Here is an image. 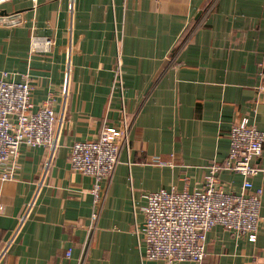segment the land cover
I'll return each instance as SVG.
<instances>
[{
    "label": "crops",
    "instance_id": "crops-1",
    "mask_svg": "<svg viewBox=\"0 0 264 264\" xmlns=\"http://www.w3.org/2000/svg\"><path fill=\"white\" fill-rule=\"evenodd\" d=\"M3 9L15 15L0 24V71L30 81L33 110L48 99L60 108L67 64L70 79L59 146L2 264H154L137 234L144 194L196 188L210 163L224 162L240 118L264 131V0H13ZM32 35L50 39L49 51H33ZM118 57L129 150L95 202L92 178L71 171L68 150L119 125ZM44 154L20 145L13 175L0 177V245L36 192ZM252 163L256 238L213 226L202 264H264V147ZM217 180L241 191L239 173L223 169Z\"/></svg>",
    "mask_w": 264,
    "mask_h": 264
},
{
    "label": "built area",
    "instance_id": "built-area-1",
    "mask_svg": "<svg viewBox=\"0 0 264 264\" xmlns=\"http://www.w3.org/2000/svg\"><path fill=\"white\" fill-rule=\"evenodd\" d=\"M12 1L0 0V24L15 15L6 10L3 13V8ZM30 2L32 8L38 4V0ZM51 44V40L46 37H31L33 51H49ZM69 79L67 64L60 108L55 110L48 99L33 110L30 81H15L10 72L0 71V177L7 179L13 175L20 145L43 147L45 151L36 181V192L26 204L15 228L0 245V264L22 228L59 146L65 122ZM114 88L119 90L121 98L119 125L103 124L94 138L74 141L68 150L71 171L92 178L91 193L95 202L100 198V182L111 177L119 162L121 149L129 150L131 124L123 102L120 57L113 66L111 90ZM228 137L229 149L224 162L210 163L202 182L192 191L159 189L144 194L146 204L142 207L143 222L137 230L139 241L143 244V259L154 264H174L179 261L202 264L206 233L216 225H221L234 236L255 240L261 190H251L250 177L258 170L252 160L262 154L264 131L258 130L246 117H242L230 127ZM223 169L243 176L240 192H226L218 184L217 173ZM96 214L94 210V219ZM65 255H70V249L65 251ZM83 261L84 257H81L77 264H83Z\"/></svg>",
    "mask_w": 264,
    "mask_h": 264
}]
</instances>
